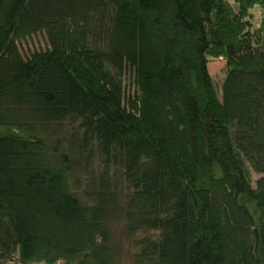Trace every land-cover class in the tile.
I'll return each mask as SVG.
<instances>
[{"label": "trees", "instance_id": "16d2710c", "mask_svg": "<svg viewBox=\"0 0 264 264\" xmlns=\"http://www.w3.org/2000/svg\"><path fill=\"white\" fill-rule=\"evenodd\" d=\"M0 264H264V0H0Z\"/></svg>", "mask_w": 264, "mask_h": 264}, {"label": "rangeland", "instance_id": "374dc122", "mask_svg": "<svg viewBox=\"0 0 264 264\" xmlns=\"http://www.w3.org/2000/svg\"><path fill=\"white\" fill-rule=\"evenodd\" d=\"M260 13H261V11L259 8H257L253 12L255 19H256V22H258L257 20L259 19ZM35 46L36 47H44L45 46L44 40L41 38L39 40H36ZM209 70H210L209 72L213 76L215 82L218 83L219 85H221L223 80L225 79V75H226V63L223 61L211 63L209 65ZM253 178L254 179L258 178V175H256L254 172H253Z\"/></svg>", "mask_w": 264, "mask_h": 264}]
</instances>
